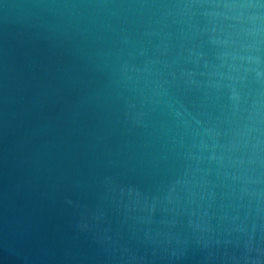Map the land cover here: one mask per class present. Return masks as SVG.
<instances>
[{
    "label": "water",
    "instance_id": "95a60500",
    "mask_svg": "<svg viewBox=\"0 0 264 264\" xmlns=\"http://www.w3.org/2000/svg\"><path fill=\"white\" fill-rule=\"evenodd\" d=\"M0 264H264V0H0Z\"/></svg>",
    "mask_w": 264,
    "mask_h": 264
}]
</instances>
